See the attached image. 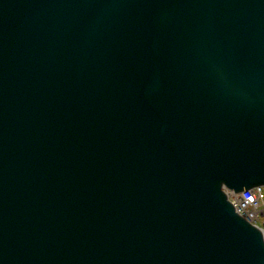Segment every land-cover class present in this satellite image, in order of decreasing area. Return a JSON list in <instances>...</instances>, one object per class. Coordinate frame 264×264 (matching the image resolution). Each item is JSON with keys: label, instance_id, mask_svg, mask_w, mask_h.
<instances>
[{"label": "water", "instance_id": "1", "mask_svg": "<svg viewBox=\"0 0 264 264\" xmlns=\"http://www.w3.org/2000/svg\"><path fill=\"white\" fill-rule=\"evenodd\" d=\"M264 0H0V264H264Z\"/></svg>", "mask_w": 264, "mask_h": 264}, {"label": "built area", "instance_id": "2", "mask_svg": "<svg viewBox=\"0 0 264 264\" xmlns=\"http://www.w3.org/2000/svg\"><path fill=\"white\" fill-rule=\"evenodd\" d=\"M231 201L237 206L246 207L245 218L252 224L264 227V188L257 187L241 194L233 193ZM239 213L238 209L236 208ZM241 214V213H239ZM242 215V214H241Z\"/></svg>", "mask_w": 264, "mask_h": 264}, {"label": "bare ground", "instance_id": "3", "mask_svg": "<svg viewBox=\"0 0 264 264\" xmlns=\"http://www.w3.org/2000/svg\"><path fill=\"white\" fill-rule=\"evenodd\" d=\"M237 209H238V211H239V213H241L240 215L242 216V217H244L245 216V212H247V210H246V207H244V206H237L236 207ZM237 211V210H236ZM264 230V229H263Z\"/></svg>", "mask_w": 264, "mask_h": 264}]
</instances>
